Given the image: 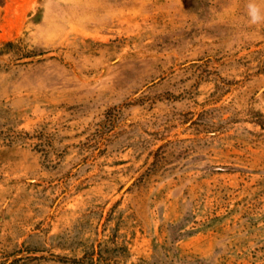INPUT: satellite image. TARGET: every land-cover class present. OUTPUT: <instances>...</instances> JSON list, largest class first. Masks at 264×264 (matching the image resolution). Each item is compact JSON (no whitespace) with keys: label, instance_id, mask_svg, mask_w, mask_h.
Masks as SVG:
<instances>
[{"label":"rangeland","instance_id":"374dc122","mask_svg":"<svg viewBox=\"0 0 264 264\" xmlns=\"http://www.w3.org/2000/svg\"><path fill=\"white\" fill-rule=\"evenodd\" d=\"M18 258L264 264V0H0Z\"/></svg>","mask_w":264,"mask_h":264},{"label":"trees","instance_id":"16d2710c","mask_svg":"<svg viewBox=\"0 0 264 264\" xmlns=\"http://www.w3.org/2000/svg\"><path fill=\"white\" fill-rule=\"evenodd\" d=\"M26 259H37L36 257H29V258H26ZM8 264H26V261L24 258H18V259H15L11 262H9Z\"/></svg>","mask_w":264,"mask_h":264}]
</instances>
